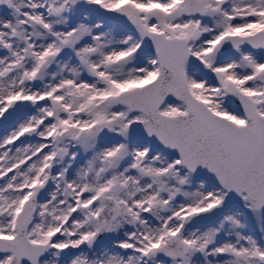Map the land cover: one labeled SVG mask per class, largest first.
<instances>
[{"label": "snow or ice", "instance_id": "6c2138e0", "mask_svg": "<svg viewBox=\"0 0 264 264\" xmlns=\"http://www.w3.org/2000/svg\"><path fill=\"white\" fill-rule=\"evenodd\" d=\"M0 264H264V0H0Z\"/></svg>", "mask_w": 264, "mask_h": 264}]
</instances>
